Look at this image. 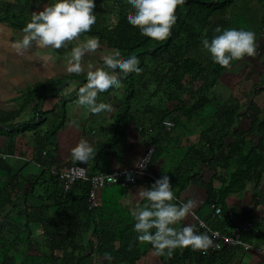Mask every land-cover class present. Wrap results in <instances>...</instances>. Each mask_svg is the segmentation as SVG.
<instances>
[{"label": "trees", "instance_id": "16d2710c", "mask_svg": "<svg viewBox=\"0 0 264 264\" xmlns=\"http://www.w3.org/2000/svg\"><path fill=\"white\" fill-rule=\"evenodd\" d=\"M50 2L25 0L21 5L23 17L19 15L17 20L19 25L24 28L32 12L42 10ZM258 3L263 7L264 0H182L177 6V20L169 38L155 40L144 35L139 26L128 23V17L134 11L128 0H95L96 22L76 38L98 37L100 47L97 49L105 55L114 54L117 50L121 59L136 55L138 66L143 70L126 75L110 73L119 76L121 84L114 89L123 93L121 99L115 96L109 100L111 104L114 99L113 124L107 128V133L104 132L105 127L95 134L89 132L86 138L98 139H94L92 144L95 149L93 156L87 161L75 159L73 163L87 168L88 175L92 177L135 168L153 147L148 171L155 180L158 179L156 174L170 176L176 197L180 200L188 186L203 184L206 201L222 210L223 218L214 216L208 223L206 221L207 225L230 233L228 229L233 219L237 222L242 219L243 223L252 224L250 231L243 233V239L253 244V240H262L264 213H259L261 219L252 212L230 209L227 203L231 194L245 190L251 176L257 184L262 178L264 156L252 148V136L256 138L262 125L264 128V123L258 119L264 106L254 98L264 89V84L258 79L261 71L254 72L255 78H250L252 84L243 87L234 99L231 96L232 99H228L219 92L223 97H215L214 102L210 94L229 67L239 60L248 65L246 58L256 59L258 53L264 52V10L257 9L261 21L255 32L254 56L222 66L212 59L202 43L205 37L211 39L218 34L215 31L218 26L221 30L231 27L247 29L246 13L252 9V4L255 8ZM10 7L4 13L0 12V21L10 18L7 15ZM114 89L109 94H115ZM243 103L257 109L254 113L257 115L256 123L249 132L236 126L237 119L243 117L239 113ZM210 104L216 109L215 113H204ZM195 119L201 124L206 122L207 128H199L200 133L192 132L191 123ZM166 121H171L173 126L168 128ZM57 132L55 129L49 133L48 142L54 141ZM14 133L18 132H11V136ZM191 133H195L194 139H188L184 146L186 149L192 145L190 151L176 152L177 147L172 142H165L173 137L175 140L182 136L186 138ZM260 138L258 146L262 154L264 143ZM203 139L206 140L204 144ZM227 139L233 141L226 151ZM10 143L11 152L19 154L21 158L18 160L24 159L23 154L28 149L18 145L15 139ZM58 149L54 142L49 147H41L32 173L26 170L27 162L15 171L7 160L0 161V264H99L100 260V264H240L243 256L250 252L242 247H223L216 251L210 247L193 249L188 246L178 247L172 256H168L166 252L156 254L149 242L139 247L127 236L135 219L132 210L125 211L119 205L123 192L115 195V200L108 198L106 193L115 187L126 192L138 186L143 179L147 183L150 181L152 186L155 180L142 177L135 186L115 183L99 189L98 198L99 195L102 198H99V206L92 209L90 180L78 181L70 190H65L61 179L52 175L54 168L63 170L57 166L65 161L58 155ZM219 152L222 157L218 156ZM43 158L45 162L41 161ZM117 163L121 164L119 168ZM232 166L235 170L229 173ZM220 167L224 168V174L219 172ZM216 181L221 183L220 187L216 186ZM255 216L259 223L253 219ZM194 230L210 235L201 228L198 220H195ZM260 264H264L263 256Z\"/></svg>", "mask_w": 264, "mask_h": 264}, {"label": "crops", "instance_id": "0c3cea01", "mask_svg": "<svg viewBox=\"0 0 264 264\" xmlns=\"http://www.w3.org/2000/svg\"><path fill=\"white\" fill-rule=\"evenodd\" d=\"M24 2L25 0H0V4L3 5V7L0 6V12L4 13L6 9H9L10 6L8 5L12 7V12L10 7V13H7L10 18L8 17L0 21V148L13 157L17 155V153L14 154L11 152L10 148L12 146L10 141L11 139L20 141L18 145H21L24 149H28L23 154L25 158L23 157L24 159L20 160L29 164L26 170L32 173L34 172L32 166L34 164L37 165L36 160H38L40 156V148L54 142L59 148L58 155L65 160L63 164L57 166L66 170L75 160L72 155V150L78 147L82 140L85 141L89 139L88 142L91 145L94 143V139L96 141L98 140L96 138L93 139L92 136H90L91 138H86L89 132L95 134L97 127L109 128L110 125L113 124L111 113L114 107L112 104L111 112L96 116L92 114L86 106L80 105L77 102L79 89L87 80L88 64L91 63L96 70H104L102 63L104 62L103 57L105 54L98 49L86 51L81 58L82 70L73 71L69 68L71 49L77 43L86 42L81 41V39L74 38L70 41H66L59 49L52 46H43L34 40L28 48L23 50V53L17 52V50L12 47V41L20 39L24 35L22 31L23 27L17 22L20 18L19 15L23 17L22 6ZM13 6H17L18 10L14 9ZM14 15L17 17H14ZM245 68L250 70L248 66ZM262 77L264 78L263 72H261L258 79ZM224 86L226 87L227 85L225 84ZM230 91L232 92V89H230ZM227 94L226 97H228V99L231 97L234 99L236 97V95L233 96L231 93ZM104 95L105 94H101L97 102H100L101 97ZM106 96L112 98L115 97V94L108 93ZM56 99L58 102H56ZM61 101H63V107H70L69 113L68 111L66 112L68 117L65 116L61 118ZM108 103H110V101ZM255 112H257L256 108H252L251 105L248 106L247 103H243V106L239 109V113L243 115V117L237 119V128L244 132H249L256 123L255 120L257 119V115L254 114ZM258 119L264 123V110L258 116ZM259 124L260 123H257V125ZM262 126L261 130L257 132L260 135L255 136L256 138L252 136V139H254L252 148H257L260 141L258 138L260 137L263 138L262 142L264 143V128H262ZM17 129H22L23 133H14L13 136H11L10 133ZM55 129H57L58 132L54 141L50 140L48 142L47 138L49 137L47 136ZM9 131L11 132L6 136L5 133ZM27 131L39 132L37 135V147L31 144V142L34 141L29 139L30 136L26 134ZM188 139L191 141L194 137L188 136L185 138V136H182L180 140H175L173 137L168 138L166 142H172L177 148H185L184 146L188 143ZM232 141L231 139H227L226 143L228 144L225 147L226 151L228 150V145ZM218 156L222 157L223 154L219 152ZM43 160L41 161H46L44 158ZM120 165V163L116 164L118 168ZM223 169L224 168L220 167L219 172L224 174ZM234 170L235 166H232L229 173ZM262 173L261 181L258 184L251 176L247 181L244 191H236L231 194L227 202L230 209L235 208L245 213L252 212L257 217H261L259 213H264V166L262 167ZM149 183L150 181L147 183L145 179H143L138 186L131 187L126 192L123 190V197L119 204L120 207L122 209L124 208L125 211L126 209L134 211L137 207L145 206L147 201L139 195V190L141 187H151ZM216 186L220 187L221 183L216 181ZM188 197H194L200 200L199 205L194 210V212L198 214V211L201 212V208L206 202L205 186L199 183L197 185L188 186L182 192L181 200L187 199ZM99 198L101 199L102 195H99ZM195 220L194 216L190 215L182 223L194 225ZM241 220L237 222V225L244 222ZM262 229L263 231L261 232L264 233V226ZM253 241L254 245L257 247H264V237L262 240ZM247 255L248 258L245 264H260L262 262V253L260 251L250 250V253H246L241 261H244Z\"/></svg>", "mask_w": 264, "mask_h": 264}, {"label": "clouds", "instance_id": "9594fccd", "mask_svg": "<svg viewBox=\"0 0 264 264\" xmlns=\"http://www.w3.org/2000/svg\"><path fill=\"white\" fill-rule=\"evenodd\" d=\"M134 11L128 17V23L139 26L140 31L155 40L169 38L173 25L176 23V9L182 0H128ZM95 0H51V2L38 12H32L31 19L22 29V38L12 41V47L23 53L32 41L43 46L61 48L66 41H70L80 33L91 29L96 22L93 11ZM218 34L205 37L203 46L211 53L212 59L222 65L230 66L233 60L246 56H254L256 51V33L245 28H225L218 26ZM100 47L98 37H90L86 42L77 43L71 49L69 68L81 71V58L88 50ZM105 66L111 73L126 75L131 72H141L139 58L129 55L121 59L117 50L114 54L103 57ZM87 81L80 87L78 103L86 106L89 111L100 116L111 112L112 106L97 103L101 94L109 93L119 87L121 80L117 75H111L103 69L96 70L90 63L87 66ZM95 149L87 141L72 150V155L79 161H87ZM148 158L142 159L138 167L144 168ZM139 195L147 201L143 207H137L132 215L135 219L134 229L136 239L140 242L152 244L156 254L172 256L178 247L191 246L193 249H206L213 244L212 237L207 232L194 230L193 224L182 223L192 215L200 200L194 197L174 202L178 197L174 192L171 177L167 174L158 178L151 187H141Z\"/></svg>", "mask_w": 264, "mask_h": 264}, {"label": "rangeland", "instance_id": "374dc122", "mask_svg": "<svg viewBox=\"0 0 264 264\" xmlns=\"http://www.w3.org/2000/svg\"><path fill=\"white\" fill-rule=\"evenodd\" d=\"M258 2V1H257ZM241 3V2H240ZM47 6V5H46ZM254 6V4H252V9L250 10V11H247V13H246V27H247V29H251V30H253L254 32H256V31H258L257 30V28H259V24H260V21H261V16H259L258 15V12H257V9H261L262 8V10H264V4H263V7H261L260 6V4L258 3V4H255V8L253 7ZM237 6H235L234 8H236ZM14 9H17L18 10V7L16 6V7H14ZM11 12H12V7H11ZM31 13V12H30ZM30 13H28L29 14V16H30ZM31 17V16H30ZM20 19V18H19ZM241 19H242V17H241ZM256 29V30H255ZM263 34H264V30H263ZM263 37H264V35H263ZM88 38H90L89 36H85L84 37V39H82L81 38V40H83V41H87V39ZM78 39H80V38H78ZM258 53V52H257ZM110 54H111V52H110ZM109 54V55H110ZM258 55H260V56H258ZM262 54H260V53H258L257 54V58H261L262 56H261ZM245 61H246V63L248 64V65H244V62L243 61H240L239 60V62L238 63H236L235 65H232L231 67H229L226 71H225V74H224V76L221 78V80H220V85L218 86L217 85V87L215 88V89H213V92H211V94H210V96H211V98L213 99V101H214V98L215 97H217L218 98V96H219V98L221 99L223 96H227L228 94L227 93H231L233 96L234 95H238L239 94V91L241 90V89H243V87H247V86H249V85H251L252 84V82H251V80H250V78H252V77H254V76H256V74H254V72L255 71H261V72H263L264 73V55H263V57H262V59L261 60H259V59H255V58H246L245 59ZM251 63V64H250ZM249 64H250V70H247V69H245L244 67H249ZM102 65L104 66V67H106L105 66V62H103L102 63ZM105 71H109L110 72V70H108L107 68H105ZM111 73V72H110ZM112 74V73H111ZM255 78V77H254ZM253 81V80H252ZM259 81L261 82V84H264V78L262 77V78H260L259 79ZM227 85L226 87L224 86V85ZM230 89H232V92L230 91ZM122 90V89H121ZM227 93H226V92ZM114 92H115V96L118 98V99H121L122 98V95H123V93L121 92V91H119V90H116L115 91V89H114ZM218 93V95L217 96H215V93ZM221 94H225V95H221ZM79 94V93H78ZM106 94L107 93H105V95L104 96H102L101 97V101L100 102H97L98 104L99 103H104V104H109V105H111L112 103H113V100L111 101V104L110 103H108V101L111 99L110 97L108 98L107 96H106ZM114 94V93H113ZM108 95V94H107ZM255 101L258 103V104H260V106H264V89H262L257 95H255ZM77 99H78V96H77ZM56 102H58L57 101V99H56ZM215 102V101H214ZM219 102H221V101H219ZM62 104H63V101H61V105H60V111H61V118H64L65 116L66 117H68L67 115H66V112L68 111V113H69V109H70V107L69 106H66V107H63L62 106ZM215 111H216V109L215 108H213V105L212 104H210V105H208L207 107H206V109H205V111H204V113L206 112V113H208V112H213V114L215 113ZM103 116H105V115H103ZM206 122L204 123V124H201V122L198 120V119H195L192 123H191V131L192 132H199L200 131V129L199 128H201L202 129V127H203V129H205V128H207L206 127ZM188 125H190V124H188ZM187 125V126H188ZM101 128V126L98 128L97 127V130H99ZM189 128V127H188ZM34 130H37V129H34ZM77 130V129H76ZM198 130V131H197ZM107 131H108V129H107V127H105V129H104V132H106L107 133ZM11 131H9V132H6L5 134H6V136L10 133ZM15 132H18L17 134H19V132H22L23 133V130L21 129H17ZM37 132V133H36ZM38 131H27L26 132V134H29V136H30V140H32V141H34V142H31V144H33L35 147H37L38 146V138H37V135H38ZM200 133V132H199ZM11 134V133H10ZM209 135V134H208ZM191 136L192 137H195V133H191ZM207 136V135H206ZM248 139V138H247ZM206 140L205 139H203L202 140V142H203V144H204V142H205ZM16 142L19 144V142L20 141H17L16 140ZM166 142V141H165ZM201 142V143H202ZM166 144H168V143H166ZM252 145H254L253 143H252ZM0 146H1V144H0ZM46 147H49V145L48 144H46ZM169 147L170 148H172L173 146H171V145H169ZM190 147H192V145L190 146ZM190 147L189 148H186V149H189V151H190ZM182 148V147H181ZM177 148L176 149V152H183L184 153V151L186 150L185 148ZM254 152H257L258 153V155L260 154V155H263L264 156V153H262L261 154V148H260V146H257V148H256V150L254 151ZM173 153V152H172ZM245 154H247V150L245 151ZM19 154H17V156H18ZM17 158V157H16ZM15 157H10L9 156V158L7 159V162L9 163V164H11V166L13 167V169L16 171L17 169H19L20 167H21V164L22 163H24L23 161H21V160H17ZM233 161V160H232ZM156 177L157 178H160L161 176L159 175V174H156ZM123 192V190H121V189H117V187H115V188H113V189H108V191H107V195L110 197V199H112V200H115V198H114V196L116 195H119V193H122ZM117 199V198H116ZM198 214L200 215V217L201 218H203L205 221H207V223L211 220V219H213V218H215L214 217V213H213V208H212V205L209 203V202H205V204L202 206V208H201V212L200 211H198ZM207 215H208V217H207ZM205 216V217H204ZM253 219H257V217L255 216ZM237 223V221H236V219L234 218L233 219V221H232V223H231V225H230V228L228 229V230H230L231 232L230 233H232V232H234L235 230H236V227H237V225L235 226V224ZM256 223H259V219H257V221H256ZM233 226H235L234 228H233ZM128 236V239H132V242L134 243V244H136V245H138L139 247H143L144 245H145V243L146 242H140L139 240H137L136 239V236H137V233H136V231H135V229H134V227L130 230V233L127 235ZM248 253H250V252H248ZM247 258H248V255H247V257L244 259V261H240V264H245L246 263V261H247ZM102 262V260H100L99 261V264ZM236 264H238V263H236Z\"/></svg>", "mask_w": 264, "mask_h": 264}, {"label": "built area", "instance_id": "2783aa9c", "mask_svg": "<svg viewBox=\"0 0 264 264\" xmlns=\"http://www.w3.org/2000/svg\"><path fill=\"white\" fill-rule=\"evenodd\" d=\"M165 124L168 128L173 126L171 121H166ZM154 152V148L150 147L144 158H148L147 164L144 168L135 167V168H123L111 173L95 175L90 177L88 175L87 168L71 164L66 170L52 169V175L59 177L62 181L65 190H70L71 187L78 181L81 180H90L92 183V189L90 191L89 201L90 208H96L99 206V198H98V190L102 189L106 186L120 183L122 186H135L138 184V181L142 177H150L154 179V176L148 171V167L150 164L151 156ZM11 156L8 152H5L0 148V161L7 160ZM13 157L21 158L20 156L14 155ZM141 159V160H142ZM155 180V179H154ZM156 181V180H155ZM176 201L180 202V199ZM214 216L218 219L223 218L222 210L216 205H212ZM194 218L198 220L202 229L207 230L210 233V236L213 239V244L210 245V249L212 250H220L223 247H242L245 250H257L262 253L264 260V247H257L253 243L249 241H245L243 239V233L250 231L252 227L251 223H243L239 224L236 227V230L232 233L222 232L219 230L212 229L209 225H207L206 221L199 217L195 212L192 213Z\"/></svg>", "mask_w": 264, "mask_h": 264}, {"label": "flooded vegetation", "instance_id": "af4514ba", "mask_svg": "<svg viewBox=\"0 0 264 264\" xmlns=\"http://www.w3.org/2000/svg\"><path fill=\"white\" fill-rule=\"evenodd\" d=\"M263 43H264V39H263ZM263 48H264V46H263ZM260 54H262L261 56L263 57V55H264V52H263V53H260ZM258 56H260V55H258ZM258 56H257V57H258ZM257 57H256V59H259V60H261V59H262V57H261V58H257Z\"/></svg>", "mask_w": 264, "mask_h": 264}]
</instances>
